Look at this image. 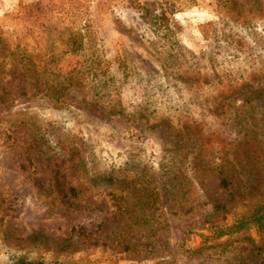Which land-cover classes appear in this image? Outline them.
<instances>
[{
    "label": "rangeland",
    "instance_id": "1",
    "mask_svg": "<svg viewBox=\"0 0 264 264\" xmlns=\"http://www.w3.org/2000/svg\"><path fill=\"white\" fill-rule=\"evenodd\" d=\"M263 201L264 0H0V264H264Z\"/></svg>",
    "mask_w": 264,
    "mask_h": 264
},
{
    "label": "trees",
    "instance_id": "2",
    "mask_svg": "<svg viewBox=\"0 0 264 264\" xmlns=\"http://www.w3.org/2000/svg\"><path fill=\"white\" fill-rule=\"evenodd\" d=\"M41 66H42V72L39 75H40V78L41 79L45 80L46 77H47V75H49L50 73H49L48 69L46 68L47 63H45V64L42 63ZM169 76H170V74H169ZM172 79L173 80H176V82H177L179 80V77L176 74L175 75V78H172ZM210 79H212V78H210ZM232 80L234 82L237 81L235 79H232ZM46 84L49 85V81H47ZM173 86L177 88L179 86V83H174ZM51 87H52V89H54V91L57 90V87H55V86L53 87L52 85H50L49 88H51ZM178 88L181 89L180 87H178ZM61 90H63V88ZM181 90H183V89H181ZM188 93L191 96L190 103H193V101H194V103H197V100L199 99L196 96L197 94L196 93H193V92L191 93V91H188ZM156 110L157 109L154 108L153 110H151L150 113H154V112H156ZM108 112L111 113V114L112 113H121L122 110L121 109H115L113 107V108L108 109ZM163 123L164 122L161 121L157 125H160V124H163ZM252 226H257L260 229H263L264 228V201H263L262 204L255 206V208L253 209V211L250 214H248L245 217H242L238 221H236L231 226V228H230L229 231H223L221 234L229 235V234H233V233H243V232H246ZM12 264H47V263L44 262V261H42V260H35V259L32 260V259H28L26 257L20 256V257H17L13 261Z\"/></svg>",
    "mask_w": 264,
    "mask_h": 264
}]
</instances>
